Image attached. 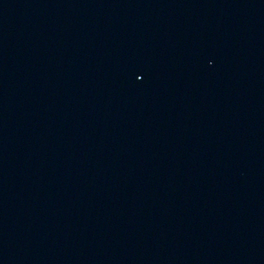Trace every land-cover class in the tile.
Instances as JSON below:
<instances>
[{"label":"water","instance_id":"1","mask_svg":"<svg viewBox=\"0 0 264 264\" xmlns=\"http://www.w3.org/2000/svg\"><path fill=\"white\" fill-rule=\"evenodd\" d=\"M0 264H264V0H0Z\"/></svg>","mask_w":264,"mask_h":264}]
</instances>
